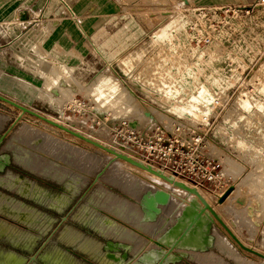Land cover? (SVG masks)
I'll list each match as a JSON object with an SVG mask.
<instances>
[{
    "label": "rangeland",
    "instance_id": "obj_1",
    "mask_svg": "<svg viewBox=\"0 0 264 264\" xmlns=\"http://www.w3.org/2000/svg\"><path fill=\"white\" fill-rule=\"evenodd\" d=\"M24 1L7 0L5 7L0 8V95L45 117L62 120L59 110L57 112L37 95V87L44 82L40 71L44 62H48L63 75L61 86L67 92L65 97L59 94L58 88L51 93L57 103L63 102L61 106L55 102L56 107L65 109V122L69 120L67 123L76 129L143 160L141 155L121 145L119 140L123 142L132 130L149 138L158 128L165 137H175L173 155L179 158L181 154L176 150L183 155L190 151V155L195 154L202 161L200 175H205L210 166L214 176L212 181L200 177L199 180L203 181L200 186L174 175L177 180L191 187L198 186L196 188L202 194L212 197L214 208L239 238L253 250L264 253V8L250 9L255 0H88L81 7L76 6L75 1L67 4L63 0L65 6L61 9L54 7L51 11L54 16L49 17L55 20H43L40 11L36 10H31L32 18L24 20L19 15L20 10L31 7L30 2ZM65 26L74 36L71 40L88 44L89 40L84 35L89 36L93 43L106 45L108 51L105 53L98 47L94 51L88 47L92 52L85 55L87 50L77 49L80 43L73 45L70 51L63 48L53 51L48 45L57 39ZM106 64H111V69ZM101 71H106V76L110 75L122 84L128 101L121 102L126 107L122 106L124 103L117 106L106 103L105 106L102 100L97 99L98 94L91 90L90 85ZM201 87L213 98L212 103L208 106L200 104L197 109H192V113L191 106L197 105L195 98ZM62 97L63 100L59 101ZM240 100H248L252 104L250 109L246 110ZM128 106L134 107L128 111ZM19 113L18 109L0 101V116L7 118L0 136L12 126ZM22 122L41 131L44 129L69 146L102 159L101 170L110 160L105 151L73 139L65 132L53 128L48 130L42 121H36L29 115L24 116L13 131L22 126ZM130 122H135L137 128L128 126ZM125 123L127 127H124ZM124 132L127 134L123 139L117 138ZM11 136L12 133L0 146V154L11 156L10 166L0 176L12 173L24 177L33 192L22 196L14 191V187L10 188L11 183L6 180L2 184V181L0 206L13 203L32 211L29 215L34 219L30 221H36L39 228L16 220L13 211L6 209V213L0 214L6 218L9 227L15 226L14 232L0 235V264H27L42 247L33 264H116L105 257L108 252L103 249L107 241L115 240L102 236L96 228L100 218L109 217L103 208L110 215L130 223L129 216L117 212L113 206L119 200L133 204L126 199V193L119 190V185L107 183L104 178L100 179L97 187L95 175L99 170L88 176L83 188L68 195V188L49 175L50 171L41 173L52 179L26 170L14 162L11 152L3 151L6 140L8 142ZM32 141L25 144V149L41 144ZM152 165L162 170L158 164ZM125 171L137 175L128 168ZM165 172L173 175L171 171ZM139 178L152 187L156 186L154 190L166 191L161 184L143 176ZM228 190H231L229 200L227 197L220 203V198ZM171 192L174 200L168 206L173 207H164L162 212L165 214L160 216L157 225L150 227L156 238L174 224L175 217L191 199L174 189ZM139 196L133 198L138 201ZM217 197L219 200H215ZM108 221L114 228L121 226L112 218L104 222ZM214 232L225 238L239 257L259 263L256 256L240 249L217 222ZM73 233L76 236L72 237ZM101 233L117 235L115 232ZM117 238L133 242L123 234ZM135 238L133 244L136 246L143 242L144 250L150 246L153 248L154 244L150 245L148 241V246L147 239ZM85 243H99L103 260L90 257L86 252L88 247L86 251L83 249ZM139 247L142 250L140 243ZM219 250L209 253L215 254L223 261L222 264H233L235 260H229L225 252L220 250L219 253ZM192 256L190 260L185 258L177 264H206L194 257L192 260Z\"/></svg>",
    "mask_w": 264,
    "mask_h": 264
},
{
    "label": "bare ground",
    "instance_id": "obj_2",
    "mask_svg": "<svg viewBox=\"0 0 264 264\" xmlns=\"http://www.w3.org/2000/svg\"><path fill=\"white\" fill-rule=\"evenodd\" d=\"M176 23V22H175ZM178 24V23H177ZM178 28V27H177ZM158 30V29H157ZM157 36H158V33H156ZM162 34V33H161ZM168 34V33H167ZM161 41V40H160ZM154 42V41H153ZM179 44V43H178ZM167 63V62H166ZM107 67L109 69H111V64H106ZM201 65V64H200ZM41 66V64H40ZM63 67V66H62ZM181 67V66H180ZM186 67H189L188 65ZM66 70V69H65ZM107 70V69H106ZM110 71V70H109ZM106 72V71H105ZM104 72V73H105ZM70 73V72H67V74ZM102 73V71L100 73H98L97 75V78L95 79V82H93L90 86H91V90H94L98 95H97V99L99 100H102L103 103H105V106L106 103L108 104H112L113 106H117L119 105V103H124V102H121V101H128V98L126 96V93L124 92V87L122 86V84L117 80L115 79L114 77H109L110 75L106 76V74ZM40 75L42 76V78H44V82L41 83V85L39 86V88L37 87V89L39 90L38 92V98L41 99L42 101H45L47 103H49V105L51 104L52 107L56 108L57 109V112L59 110L58 113L61 114V117H62V120H56V119H53V118H49L48 117H45L41 114H38V115H41L42 117L46 118V119H49L50 121L62 126V127H65L67 129H70L71 131L75 132V133H79L81 135H83L84 137L94 141V142H97L101 145H103L104 147L106 148H109V149H112L114 151H116L118 154H121V155H124V156H127L128 158L138 162V163H142L143 165H145L146 167L147 166H151L155 171H161L162 173H164L167 177H173L177 182H180V183H184L180 180H177V178L174 176V175H169L168 173H166L165 171H162L156 167H154L152 164L146 162L145 160L139 158V157H135L134 155L130 154L129 152H124L123 150L121 149H116L114 147H112L110 145V143L108 142H104L103 140L99 141L98 139H94L92 136L88 135V134H85L84 132L76 129L75 127L71 126L69 123L65 122V112L64 110L62 109V107L58 108L56 107L59 103V105L63 102H58L57 103V99L55 101L54 97H52V92L55 93L54 90H57V88L59 89V94L61 93V95L63 97L66 96V93L65 92V89L62 88L61 86V81H62V78H63V75H61L57 70H55L48 62H44L43 66H42V69L40 71ZM170 78V77H169ZM94 79V78H93ZM119 79V78H118ZM164 79V78H163ZM193 79V78H192ZM65 80V79H64ZM67 81V80H66ZM25 83V82H24ZM69 83V82H68ZM91 83V82H90ZM27 84V83H26ZM189 84V83H188ZM202 85V84H201ZM34 87V86H33ZM86 87V86H85ZM199 87V86H198ZM88 88V87H87ZM22 89V88H21ZM24 89V88H23ZM261 90V89H260ZM57 92V91H56ZM210 92V91H209ZM167 93V92H166ZM58 94V93H56ZM55 94V95H56ZM174 94V93H173ZM68 95V94H67ZM179 95V94H178ZM196 95V94H195ZM197 96V95H196ZM61 97V96H60ZM63 97L62 99L60 98L59 101L63 100ZM171 98V97H170ZM245 98V97H244ZM212 97L209 95V93L207 92V90L204 88V87H201L199 89V94H198V97L195 98V102L197 105H193L191 106V112L193 113L192 109H197L200 104H206L207 106L209 104L212 103ZM247 99V98H246ZM65 100V99H64ZM66 101V100H65ZM192 101V100H191ZM56 102V104H55ZM69 102V100H68ZM67 102V103H68ZM188 102V101H187ZM241 102V104L246 107L247 109L246 110H249L250 106L252 104H250V102L248 100H240L239 103ZM238 103V104H239ZM252 103V102H251ZM7 104V103H6ZM99 104V103H98ZM120 104V105H121ZM131 104V103H129ZM128 104V105H129ZM260 104V103H259ZM258 104V105H259ZM9 105V104H8ZM125 105L126 107V104H122V106ZM134 105V104H133ZM191 105V104H190ZM257 105V104H256ZM11 106V105H10ZM61 106V105H60ZM13 107V106H11ZM134 107V106H132ZM130 106H128L126 110L130 111L131 108ZM176 107V106H175ZM259 107V106H258ZM15 108V107H13ZM30 108V107H29ZM104 108V107H103ZM179 108V107H177ZM254 108V107H253ZM101 109V108H100ZM120 109V108H119ZM173 109V108H172ZM187 109V108H186ZM245 109V108H244ZM19 110V109H18ZM30 110V109H29ZM116 110V108H115ZM121 110V109H120ZM133 110V109H132ZM185 110V109H184ZM32 111V110H31ZM187 111V110H186ZM19 114H18V117L17 119L22 116V111L19 110ZM189 112V111H188ZM254 112V111H253ZM191 114V113H190ZM196 114V113H194ZM26 115H29L31 116L30 114H25L23 115V117L21 118V120L18 122L20 123L22 121V119L24 118V116ZM127 115V114H126ZM33 117V116H32ZM36 119V121H39L41 122L42 120L34 117ZM71 118V117H70ZM192 118V117H191ZM6 117L4 116H0V130L4 129L5 128V125H6ZM72 121V120H71ZM78 121V120H76ZM224 121V120H223ZM196 122V121H195ZM200 122V121H199ZM41 123H44V125L46 127H49L48 130H50V128H53V129H56L57 131H61V132H64L44 121H42ZM71 123V122H70ZM22 126H19L18 129H16L15 131H13L16 127H14L12 129V131L9 133V135L12 133V136L10 138V140L7 142L6 140V143L3 147V151H7V152H11L13 154V158H14V162L16 164H18L19 166H21L22 168L26 169V170H29L31 172H34L38 175H41V176H44L41 172H44V170H48L50 171L49 172V175H53L54 178H57V182L61 183V184H64V186L66 188H68V192L67 194L68 195H72V192L75 193L77 192L78 190H80L81 188H83L86 183H87V180H88V176L91 174V173H94L96 171H99L95 176L99 175V179H98V183H97V187L100 185V181L102 180L101 178H104V181H106L107 183H110V184H117L119 185L118 187H120L121 189H119L120 191L123 190L126 194L130 195H126V199H128L130 202H132L133 204L129 203V202H125L126 200H123V201H117V204L116 202L113 204V206L115 207V210L117 212H120V213H123L125 214V216L127 215V219L130 221V223H132L130 225L127 224L124 220H121L120 218L116 217V216H113L112 214L110 215V213H108L107 211L104 210V208L102 209L105 213H107L109 215V217H106L102 220V218H100V220H98L99 224H97V231L102 235V236H105V237H109V238H113L115 240V242H118V243H123V244H126V245H129L130 246V259H129V264H135L137 263L138 261V258L143 254V253H146L148 251H151L153 249H157L156 245H155V242L170 228L172 227L175 223H176V220L177 218L180 216L181 212L183 211V208L186 206H184L182 208V210L179 212V214L175 217V222L174 224L167 229V230H163L164 232L159 235L157 238L155 237V235L153 236V234H151L152 232L151 231V228L153 225L152 224H155L157 225V221L160 220V216L163 214V211L162 212V209L164 207H167L168 205H170V201L171 200H174V198H172L171 196V193L173 194V192H171L173 189L175 190V192L177 191L179 194H183L182 196L186 195L188 196L189 198H191L190 200L196 198L195 195L193 194H189L187 191L179 188V187H175L174 185H172L171 183L165 181L164 179L140 168V167H137L135 165H132L124 160H121V159H117L114 155L112 154H109L107 152H104L105 154L107 153L108 154V157H109V162H107L108 164L104 167V169H100L101 166H102V159L98 158V157H95V156H92L90 154H87L85 151H81V150H78L76 147H72L69 146V144L65 143V142H62L60 140H58L57 138H55L54 136L50 135L49 133H46L44 132V129L43 131L38 130L37 127H33L31 126L30 124H24V122H22ZM73 124V123H72ZM87 124V123H86ZM75 126V124H74ZM52 129V130H53ZM52 132V131H50ZM56 132V131H54ZM66 133V132H65ZM54 134V133H52ZM68 134V133H67ZM8 135V136H9ZM70 135V134H69ZM7 136V138H8ZM57 136V135H55ZM71 136V135H70ZM73 139H77V140H80L74 136H72ZM33 139V141H37L38 143L41 142V144H38V146L34 145V146H30L31 148H27L25 149V144L28 143L29 141H31ZM32 141V142H33ZM72 141V140H71ZM82 141V140H80ZM84 142V141H82ZM86 143V142H84ZM87 145H90L88 143H86ZM93 147V145H91ZM239 146V145H238ZM242 148V147H241ZM99 149V148H98ZM239 149V148H238ZM101 151V149H99ZM240 150V149H239ZM103 151V150H102ZM106 154V155H107ZM104 159V158H103ZM106 160V159H104ZM52 161H55L57 162V164H53ZM104 165V164H103ZM125 168H128L129 170L135 172L137 175L139 176H143L153 182H156L158 184H161L163 186L166 187V193H168L170 195V201L167 205H162L160 206V210H161V213L157 216L156 220L155 221H145L144 219V215H143V211H142V208H141V199H142V196L148 192V191H152V192H155V191H158L157 190H154L153 187H156V186H151V184H149L147 181H144L142 179L139 178V176L137 175H130L129 172H124V169ZM108 170V174L106 173ZM105 173L107 175H105ZM105 175V176H104ZM94 176V177H95ZM104 176V177H103ZM2 177L4 180L6 179L8 183H11V186L10 188H13L14 191H18V193L22 196H24V193L27 195L31 193V191L33 190L32 188H30V183L27 184V181L24 179V178H20L22 182H16V178L14 176H12L11 173H8L6 176H0ZM44 177H48V178H51L52 177H49L48 175L47 176H44ZM90 177V176H89ZM101 179V180H100ZM4 180H3V183L4 184ZM103 182V181H102ZM99 184V185H98ZM102 184V183H101ZM185 184V183H184ZM32 185V184H31ZM186 185V184H185ZM115 186V185H114ZM188 186V185H187ZM190 188H196V187H191V186H188ZM17 188V189H16ZM168 188V189H167ZM169 189H172L171 191ZM199 195L202 197V199L210 206V208H212V210L218 215V217H220V219L222 220V222L230 229V231L238 238V240L247 248L249 249H252L250 246H248V244H245L240 238H239V235H237L238 233H236V231H234V229L230 226V224L228 225V223L224 220V218H222L223 216H221V214L219 212L216 211V208H214L213 206V198L210 197L209 195H205V194H202V192L196 188ZM23 190V191H22ZM34 190H37V188H35ZM160 190V189H159ZM164 190V189H163ZM162 190V191H163ZM235 191V190H234ZM33 192V191H32ZM144 192V193H143ZM171 192V193H169ZM143 193V194H142ZM176 194L175 195H179V194ZM235 193V192H234ZM139 194H142L141 196H139ZM1 195V194H0ZM31 195V194H30ZM100 195V194H99ZM108 195L106 194V197ZM132 196V197H131ZM139 196L140 199H137L138 201H136V197ZM221 196V195H220ZM230 196V195H229ZM135 197V198H133ZM234 197V196H233ZM179 198V197H177ZM230 197L227 198V200H229ZM68 199V198H67ZM118 199V198H117ZM232 199V198H231ZM112 200V199H111ZM189 200V201H190ZM215 200H219V197L215 198ZM188 201V202H189ZM66 202V200H65ZM174 201H172L173 203ZM177 202V201H175ZM187 202V203H188ZM227 202V201H226ZM11 203V202H10ZM134 203L137 205H134ZM223 203V202H222ZM13 203H11L12 205ZM109 204V203H108ZM201 205H203L202 202H200ZM227 204V203H226ZM225 204V205H226ZM8 205V204H7ZM173 205H175L173 203ZM223 205V204H222ZM21 206V205H20ZM111 206V205H110ZM109 206V207H110ZM108 207V208H109ZM168 207H173L172 205L171 206H168ZM106 208V207H105ZM176 208V207H175ZM165 209V208H164ZM167 209V208H166ZM113 210V208H112ZM170 210V209H169ZM174 210V208L172 209ZM168 211V209L166 210ZM237 211V210H236ZM167 213V212H166ZM115 214V213H114ZM122 214V216H123ZM165 214V213H164ZM163 214V215H164ZM170 214V213H169ZM117 215H119L117 213ZM167 215H165L164 217H166ZM238 216V215H237ZM124 217V216H123ZM122 217V218H123ZM28 218V219H27ZM36 218V217H35ZM107 218H112L113 221L115 220L117 223H120L121 226L119 227H115L114 228V225L113 223H105L104 221L107 219ZM169 217H167L168 219ZM236 218V217H235ZM241 218V217H240ZM126 219V220H127ZM159 219V220H158ZM163 219V218H162ZM161 219V220H162ZM165 219V218H164ZM238 219V218H237ZM242 219V218H241ZM31 218L30 216L28 217H25L24 216V219L21 220L23 221L25 224H31ZM33 220V219H32ZM127 220V221H128ZM166 220V219H165ZM170 220V219H168ZM173 220V219H172ZM20 221V220H19ZM114 221V222H115ZM217 222L219 223L216 219H214V222ZM33 222V221H32ZM107 222V221H106ZM166 222V221H165ZM169 222V221H168ZM171 222V221H170ZM169 222V223H170ZM216 222H215V225H214V228H213V231H212V235L214 237V247L207 251V252H193V251H190V252H185L187 253L189 260L192 256V260L195 258V260L197 259L199 262H203V263H206V264H213V262H216L217 261H220L217 256H215V254H211L209 253L210 251H214L216 250L217 248L220 249L223 253L225 252V255H227V257L229 258V260H235L236 263L238 264H264V260L262 258H259L257 257L259 260V263H257L256 261L254 260H247L245 258H241L237 255V253L231 249V247L227 244L226 242V239L223 238L222 236L218 235V234H215L214 230H215V226H216ZM163 223H164V220H163ZM168 223V224H169ZM173 223V221H172ZM239 223H242V222H239ZM135 226H134V225ZM151 224V226H150ZM162 224V223H161ZM167 224V223H166ZM220 224V223H219ZM236 224V223H235ZM164 225V224H163ZM221 225V224H220ZM237 225V224H236ZM244 225V224H243ZM117 226V225H116ZM165 226V225H164ZM163 226V227H164ZM169 226V225H168ZM242 226V225H241ZM248 226V225H247ZM124 227V229H123ZM162 227V226H161ZM162 227V228H163ZM2 228V227H1ZM153 228V227H152ZM159 226H158V230H159ZM167 228V226H166ZM165 228V229H166ZM46 229V227H45ZM141 229V230H140ZM155 229V228H154ZM42 231H44V229H40ZM153 230V229H152ZM101 231L104 232V234L106 232H115L117 235L115 234H105L103 235V233H101ZM158 232V231H157ZM156 232V233H157ZM124 235L126 237V239H133L132 241L134 242V240L136 239L135 236H138V237H143L145 239H147V244H148V241H150V245L151 243H153L154 245L153 248L150 249V245L148 244V247L149 249H146L144 250L143 247H142V243L143 242H139L141 244V247H142V250H140L141 248L139 247L138 249V244L137 243V246L135 244L132 243H128L127 241H125V238H124V241H122V239L120 240V238L118 239L117 236L120 237V235ZM160 234V233H158ZM228 234V233H227ZM72 236V234H70ZM135 238H133V237ZM69 237V236H68ZM66 237V238H68ZM74 237V235L72 236ZM123 237V236H121ZM251 238V237H250ZM70 240V238H69ZM138 240V239H136ZM141 240V239H139ZM68 241V239H67ZM131 241V240H130ZM146 240H144L145 242ZM138 242V241H136ZM135 242V243H136ZM96 251L94 253V255H92V252L91 251H86V249H84L88 255L92 258H97V259H100V260H103L102 259V256L103 255H100V245L99 243H96ZM146 245V243H145ZM140 246V245H139ZM144 246V245H143ZM220 250H219V253H220ZM253 250V249H252ZM140 251V252H139ZM218 251V250H217ZM262 255H264V253H261L260 251L258 250H254ZM221 252V253H222ZM222 253V254H223ZM251 254V253H249ZM253 255V254H251ZM255 256V255H253ZM194 257V258H193ZM235 261L233 262V264L235 263ZM223 261H220V263L218 264H222ZM198 263V262H197ZM225 263V262H224ZM232 263V262H231ZM230 263V264H231ZM235 263V264H236ZM227 264V263H226Z\"/></svg>",
    "mask_w": 264,
    "mask_h": 264
},
{
    "label": "water",
    "instance_id": "obj_3",
    "mask_svg": "<svg viewBox=\"0 0 264 264\" xmlns=\"http://www.w3.org/2000/svg\"><path fill=\"white\" fill-rule=\"evenodd\" d=\"M0 101L7 103L16 109L22 111L20 116L12 124V126L0 136V146L4 143L5 139L12 131V129L18 124L23 115L30 114L68 134L74 136L96 148H99L109 154L114 155L117 159L124 160L132 165L140 167L162 179L171 183L175 187H179L187 191L190 195H195L196 198L190 200L183 208L180 216L177 218L176 223L170 227L156 242L157 249H153L146 253H143L135 264H177L188 255L185 252H207L214 247V237L212 231L215 225L214 219H216L224 230L229 234L233 241L239 246L240 249L251 253L264 260V255L245 247L238 238L230 231V229L222 222L220 217L210 208V206L202 199L196 188H190L184 183L177 182L173 177H167L161 171H155L151 166H145L142 163H138L127 156L118 154L116 151L106 148L103 145L94 142L79 133H75L70 129L62 127L49 119L38 115L37 113L17 104L16 102L7 99L0 95ZM11 164V156L8 154H0V174L4 173L6 167ZM99 175L96 176L95 181L98 182ZM231 190H228L219 202L222 203L229 196ZM170 201V195L165 191L158 190L155 192H146L141 199V208L143 211L145 221H155L157 216L161 213L160 206L167 205ZM203 203V205L200 204ZM43 248V247H42ZM42 248L30 257L27 264H33L37 261V257L42 252ZM108 253L105 257L116 264H129L130 259V246L118 243L114 241H107L106 246L103 247ZM119 254V255H117Z\"/></svg>",
    "mask_w": 264,
    "mask_h": 264
},
{
    "label": "built area",
    "instance_id": "obj_4",
    "mask_svg": "<svg viewBox=\"0 0 264 264\" xmlns=\"http://www.w3.org/2000/svg\"><path fill=\"white\" fill-rule=\"evenodd\" d=\"M61 2L64 4L63 0H61ZM261 8H264V0H255L250 6V9L252 10ZM150 83L153 82L150 80ZM129 125L132 128H137L135 122H130L128 123V126ZM124 127H127V123H125ZM133 131L134 130L129 132V134H127L126 132H124L125 134L119 133L117 138L122 137V139L125 137L124 135L127 134V138L124 139L123 142H120L119 140V143L123 146L126 145L127 147L136 151L145 160H147V162L151 164H158L162 167V170L171 171V174L176 175L177 177L185 181L192 182L198 186L203 185V181L199 180L200 177H203L210 181L213 180L214 176L212 175L210 166L208 167L205 175H200L199 170L202 167V161L199 156H195V154L190 155V151H187V153L183 155L178 150H176V152L178 154H181V157L178 158L177 156L173 155L175 153V137H165V134L159 128L156 129L153 134L149 136V138H144L142 135H139L138 133H135ZM166 138L169 140H167Z\"/></svg>",
    "mask_w": 264,
    "mask_h": 264
},
{
    "label": "crops",
    "instance_id": "obj_5",
    "mask_svg": "<svg viewBox=\"0 0 264 264\" xmlns=\"http://www.w3.org/2000/svg\"><path fill=\"white\" fill-rule=\"evenodd\" d=\"M20 1H22V0H20ZM26 1H28V2H30L31 4H30V8L28 9V8H26V9H24L23 8V10L21 9L20 10V17H21V19H24V20H26L27 19V17L29 18H32L34 15H32V13H31V10L34 12V10H36V11H40L39 13H41V16H42V19L43 20H46L47 18H50L51 19V17H53L54 16V13H52L51 11H52V9H54V7L56 8V9H61L63 6H65L62 2H61V0H25L24 2H26ZM67 4H69V3H72V2H74L75 1V3H76V6H78V7H81V6H84L85 5V3H87L88 2V0H64ZM7 2V0H0V8H4L5 7V5L7 4L6 3ZM82 2V3H81ZM74 3V4H75ZM59 15V14H58ZM49 16H51V17H49ZM57 16V15H56ZM51 20H55V18L53 19H51ZM70 30V29H69ZM68 30V27H63V30L62 31H59V36L57 37V39L56 40H53V41H51L50 42V44L48 45V47L50 48V49H52L53 51H54V49L55 48H63V49H65V50H67V51H70V49L71 48H74L73 47V45H76L77 43H80L79 45H78V47H77V49H82V50H87V51H85V55H88V54H90L92 51H90L91 49H93L94 51H95V47H98V48H101L105 53L108 51V49H107V47H106V45H104V44H102V45H98L97 43H93L92 42V38H90L89 36H85L84 35V37L85 38H87L89 41H88V44H87V40L85 41L86 43H83V42H79V40L78 41H73V40H71V39H73L72 37H74V36H72V34L70 33V31ZM90 35V34H89ZM79 37V36H78ZM72 41V42H71ZM96 42V41H95ZM72 44V45H71ZM88 47H90V48H88ZM97 53V52H96ZM98 55V54H97ZM100 55V54H99ZM98 55V56H99ZM94 56V55H93ZM87 57V56H86ZM4 179L2 178V177H0V183L3 181ZM4 182H6V179L4 180ZM17 182V181H16ZM12 208V209H11ZM5 209V210H4ZM9 210V211H13V214L15 215V219L16 220H20V222H22L23 224H25L23 221H21L22 219H24V216H22V215H25V214H27L28 216H32L33 217V215H29V214H31V212L32 211H29V210H26V209H24L22 206H20V205H15V204H13V205H7V204H5V206L4 205H1L0 206V214H4V213H6V211L7 210ZM24 209V210H23ZM25 212V213H24ZM28 216H26L25 215V217H28ZM32 217H30L31 218V220L32 219H34V218H32ZM32 223V222H31ZM9 224V223H8ZM25 225H27L28 226V224H25ZM30 226H34V227H37V228H39V225L37 226V222L35 221L34 223H32V224H29ZM2 227V228H1ZM9 229V230H8ZM8 230V231H7ZM15 231V226H14V228H13V226H8L7 224H6V218L5 217H0V235H3V234H5V233H7V234H9V233H11V232H14ZM19 236L21 235V233L20 234H18ZM73 235H75L76 236V233H73ZM75 239H77V237L75 238ZM96 243H90V244H88V243H85L84 244V246H83V248L84 249H86L87 247H88V251H92L93 253H92V255H94V253H95V251H96ZM87 250V249H86Z\"/></svg>",
    "mask_w": 264,
    "mask_h": 264
},
{
    "label": "flooded vegetation",
    "instance_id": "obj_6",
    "mask_svg": "<svg viewBox=\"0 0 264 264\" xmlns=\"http://www.w3.org/2000/svg\"><path fill=\"white\" fill-rule=\"evenodd\" d=\"M12 174V173H11ZM12 176H14L15 178H16V181L17 180H21L20 178H24V177H20V176H16V175H14V174H12ZM25 179V178H24ZM19 181H17V182H19ZM20 182H22V181H20ZM23 191V190H22ZM34 191H36L37 192V190H34ZM18 192V191H17ZM32 192V191H31ZM25 194V193H24ZM31 194V193H30ZM27 196V195H26Z\"/></svg>",
    "mask_w": 264,
    "mask_h": 264
}]
</instances>
